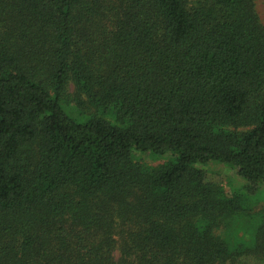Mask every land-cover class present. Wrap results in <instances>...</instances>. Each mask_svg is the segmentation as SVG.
Listing matches in <instances>:
<instances>
[{"label":"trees","instance_id":"trees-1","mask_svg":"<svg viewBox=\"0 0 264 264\" xmlns=\"http://www.w3.org/2000/svg\"><path fill=\"white\" fill-rule=\"evenodd\" d=\"M257 2L0 0V264H264Z\"/></svg>","mask_w":264,"mask_h":264},{"label":"rangeland","instance_id":"rangeland-1","mask_svg":"<svg viewBox=\"0 0 264 264\" xmlns=\"http://www.w3.org/2000/svg\"><path fill=\"white\" fill-rule=\"evenodd\" d=\"M257 4L258 12L264 24V0H258ZM142 158V161H145L151 166L163 165L166 162L165 160L153 159L148 155H144ZM202 169L205 172L207 181L219 184L224 187L227 193H230L232 188L243 187L244 185V180L238 177L233 170L227 169L225 166L209 164ZM260 198H262V196L257 198L259 199V204H264V201H260Z\"/></svg>","mask_w":264,"mask_h":264}]
</instances>
